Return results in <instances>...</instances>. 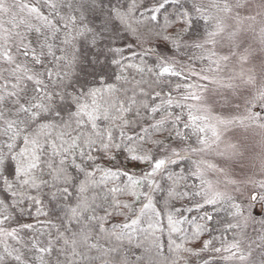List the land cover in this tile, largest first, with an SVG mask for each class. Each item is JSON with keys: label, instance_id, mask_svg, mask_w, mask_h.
<instances>
[{"label": "snow or ice", "instance_id": "snow-or-ice-1", "mask_svg": "<svg viewBox=\"0 0 264 264\" xmlns=\"http://www.w3.org/2000/svg\"><path fill=\"white\" fill-rule=\"evenodd\" d=\"M257 176L264 0H0V264H264Z\"/></svg>", "mask_w": 264, "mask_h": 264}, {"label": "rangeland", "instance_id": "rangeland-1", "mask_svg": "<svg viewBox=\"0 0 264 264\" xmlns=\"http://www.w3.org/2000/svg\"><path fill=\"white\" fill-rule=\"evenodd\" d=\"M257 180H262L264 177L257 176ZM249 192H255L256 194V199L255 200H249ZM244 199H245V214L249 216L252 220L257 222V226H259L260 221H264V189H262L259 184L252 185L249 187V191H246L244 193ZM261 203L262 204V209L260 212V215H257V210H256V204Z\"/></svg>", "mask_w": 264, "mask_h": 264}, {"label": "flooded vegetation", "instance_id": "flooded-vegetation-1", "mask_svg": "<svg viewBox=\"0 0 264 264\" xmlns=\"http://www.w3.org/2000/svg\"><path fill=\"white\" fill-rule=\"evenodd\" d=\"M261 209H262V204L261 203H257L256 204V210H257V215H260V212H261Z\"/></svg>", "mask_w": 264, "mask_h": 264}, {"label": "trees", "instance_id": "trees-1", "mask_svg": "<svg viewBox=\"0 0 264 264\" xmlns=\"http://www.w3.org/2000/svg\"><path fill=\"white\" fill-rule=\"evenodd\" d=\"M193 215H195V213H193ZM184 227H186L187 225H183Z\"/></svg>", "mask_w": 264, "mask_h": 264}]
</instances>
